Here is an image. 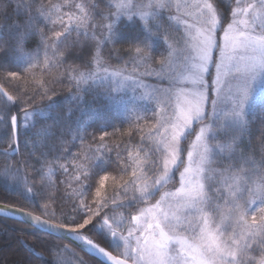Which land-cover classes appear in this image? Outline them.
<instances>
[{
    "label": "snow or ice",
    "instance_id": "1",
    "mask_svg": "<svg viewBox=\"0 0 264 264\" xmlns=\"http://www.w3.org/2000/svg\"><path fill=\"white\" fill-rule=\"evenodd\" d=\"M0 181L40 264H264V0H0Z\"/></svg>",
    "mask_w": 264,
    "mask_h": 264
},
{
    "label": "trees",
    "instance_id": "2",
    "mask_svg": "<svg viewBox=\"0 0 264 264\" xmlns=\"http://www.w3.org/2000/svg\"><path fill=\"white\" fill-rule=\"evenodd\" d=\"M57 89L58 91L65 90L61 85H57ZM88 102L95 106H101L105 103L102 99H93L92 97L88 98ZM37 103H39V101H37ZM116 128V135L119 137L121 131H127L128 124L126 122L121 123L118 119L116 121ZM108 130L110 132L113 131L111 128ZM92 131H94V129H92ZM253 143H256L255 137ZM94 183H98V178ZM111 185L112 180L109 179L105 183V188L111 191ZM0 203L18 207L29 212L33 211L29 205L14 194L11 188L6 187L4 181H0ZM68 207L67 205L65 206L66 210ZM35 214L39 213L35 212ZM31 233L32 230L25 223L0 215V264H24L25 261H31V264H40L38 260L30 255L33 251V247L37 250L41 248L40 240ZM76 251H78V249ZM79 254L81 256L84 255L83 253ZM45 259H49L46 254ZM68 259L71 261L72 257L69 255Z\"/></svg>",
    "mask_w": 264,
    "mask_h": 264
},
{
    "label": "water",
    "instance_id": "3",
    "mask_svg": "<svg viewBox=\"0 0 264 264\" xmlns=\"http://www.w3.org/2000/svg\"><path fill=\"white\" fill-rule=\"evenodd\" d=\"M29 211L14 207L7 204L0 203V215L16 219L18 221H21L20 215H17V213H28Z\"/></svg>",
    "mask_w": 264,
    "mask_h": 264
},
{
    "label": "rangeland",
    "instance_id": "4",
    "mask_svg": "<svg viewBox=\"0 0 264 264\" xmlns=\"http://www.w3.org/2000/svg\"><path fill=\"white\" fill-rule=\"evenodd\" d=\"M141 114H143V113H141Z\"/></svg>",
    "mask_w": 264,
    "mask_h": 264
}]
</instances>
